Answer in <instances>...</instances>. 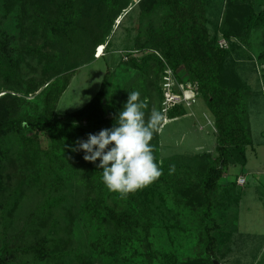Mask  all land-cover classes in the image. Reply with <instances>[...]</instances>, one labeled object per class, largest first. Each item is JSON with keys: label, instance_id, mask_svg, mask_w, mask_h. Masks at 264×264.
<instances>
[{"label": "trees", "instance_id": "16d2710c", "mask_svg": "<svg viewBox=\"0 0 264 264\" xmlns=\"http://www.w3.org/2000/svg\"><path fill=\"white\" fill-rule=\"evenodd\" d=\"M217 2L0 0L6 15L15 8L23 13L29 11L36 22H41L45 43L53 47L48 55L33 47L16 46L13 37L0 25V196L6 190L5 171L13 162L11 137L24 145L28 133L34 136L43 133L51 143L49 151H44L42 156L49 162V176H53L49 179L56 182L60 177H74L82 187L83 199L77 219L87 237L86 252L92 264L178 263L173 252L155 248L152 240L156 224L163 222V217H154L142 199V192L122 195L110 191L102 179L103 169L98 167L100 160L86 161L83 150H72L75 142L86 141L88 134L118 126L116 120L121 110L113 107L107 115L103 108L108 73L99 91L85 106L60 117L55 114L57 103L76 70L101 57L113 33L136 9L138 28L134 49L137 53L160 52L180 82L197 87L199 97L213 117L216 158L207 164L197 185L204 237L201 254L203 261L209 264L228 257L230 242L237 232L241 194L236 178L224 185L221 180L229 166L242 168L247 164L246 150L252 144L247 107L251 92L243 83L227 82L225 65L229 54L216 48L215 36L209 37L206 13L218 8ZM225 4L244 10L240 29L222 31L226 38L240 32L245 36L252 29L264 27V9L256 11L253 0H225ZM29 56L36 58L42 67L39 82L25 79L22 72V67H26L25 57ZM146 61L157 63L160 80L163 68L154 57H144L140 62L130 59L128 64L136 66ZM180 72L187 78L179 77ZM179 110L180 107H176L170 112L172 119L181 114ZM234 190L236 194L233 195ZM232 203L234 212L229 209L228 213H223L221 204L229 207ZM47 244V239H41L28 247V251L33 250L37 262L47 257L52 259ZM15 258L1 251L0 264L12 263Z\"/></svg>", "mask_w": 264, "mask_h": 264}, {"label": "rangeland", "instance_id": "374dc122", "mask_svg": "<svg viewBox=\"0 0 264 264\" xmlns=\"http://www.w3.org/2000/svg\"><path fill=\"white\" fill-rule=\"evenodd\" d=\"M253 1L256 11L264 9V0ZM216 2L219 7L206 13L209 37L215 36L216 48L229 54L225 65L227 82L243 83L251 92L247 107L252 144L246 150L247 164L242 168L229 166L221 183L224 185L238 176L247 175L246 185L237 186L243 199L237 209V213H241L240 225L244 230L254 223L264 232L261 214L264 212V27L252 29L245 36L240 32L226 38L222 31L240 29L244 10L242 7H228L225 0ZM16 9L6 15L0 3V25L13 37L15 45L51 54L53 47L43 39L41 22H36L29 11L23 13ZM137 28L138 10L134 9L113 33L103 55L77 69L71 77L56 106L58 117L85 106L99 91L106 73L103 108L107 115L113 107L123 111L129 93L133 91H138L140 99L147 105L146 122L153 109L160 110V69L157 63L146 61L133 66L128 62L130 59L140 62L144 57H154L161 63V69L169 65L156 50L137 53L134 49ZM220 41L227 43L226 49L219 48ZM25 63L26 67H22L25 79L41 81L39 61L29 56L25 57ZM178 75L187 78L182 72ZM179 111L181 114L161 131L155 132L150 141L154 162L160 170L163 168L162 174L135 193L142 192V199L154 217H163V222L156 224L152 240L156 249L176 254L177 264H209L203 261L201 254L204 237L197 185L207 164L216 158L214 120L202 97H198L190 107L181 106ZM171 116L169 114L168 118L172 119ZM26 137L24 145L11 137L13 162L5 171L6 190L0 196V253L7 251L16 257L9 264H92L86 252L87 237L77 219L83 199L82 187L74 177H60L56 182L49 179L53 177L49 176V162L42 156L44 151H49L50 140L43 133L36 136L28 133ZM232 193L236 194L235 190ZM223 207L221 204L223 213L235 208L233 203ZM250 212L258 213L254 216L255 221H252L254 214ZM238 218L239 215L236 227ZM41 239L48 240V253L50 247L52 259L47 257L45 261L37 262L33 250L28 251V247ZM262 243L260 239L235 237L229 245V256L212 264H264Z\"/></svg>", "mask_w": 264, "mask_h": 264}, {"label": "clouds", "instance_id": "9594fccd", "mask_svg": "<svg viewBox=\"0 0 264 264\" xmlns=\"http://www.w3.org/2000/svg\"><path fill=\"white\" fill-rule=\"evenodd\" d=\"M146 108L140 93L133 91L119 113L118 126L75 142L72 150H83L86 161L100 160L98 167L103 169L102 179L110 191L126 195L151 184L162 174L154 162L150 141L155 132L162 130L166 117L153 109L146 122Z\"/></svg>", "mask_w": 264, "mask_h": 264}, {"label": "built area", "instance_id": "2783aa9c", "mask_svg": "<svg viewBox=\"0 0 264 264\" xmlns=\"http://www.w3.org/2000/svg\"><path fill=\"white\" fill-rule=\"evenodd\" d=\"M218 45L220 49L227 48V43L225 41H220ZM95 57H97V54ZM160 92L161 100L159 111L166 117L162 129L165 125L170 123L171 120H175V118H168V115L174 108L181 106L190 107L199 97L197 87L191 83L180 82L174 71L167 65H164L162 69ZM246 182L247 180L243 176L236 178V185L238 187H243L246 185Z\"/></svg>", "mask_w": 264, "mask_h": 264}, {"label": "crops", "instance_id": "0c3cea01", "mask_svg": "<svg viewBox=\"0 0 264 264\" xmlns=\"http://www.w3.org/2000/svg\"><path fill=\"white\" fill-rule=\"evenodd\" d=\"M241 176L245 177L246 180L248 179L247 175H241ZM242 201H243V199H240L239 205L242 203ZM250 214H254L252 221H255V217L254 216L257 215L258 213H256V212H254V213L250 212ZM261 214L263 215L262 219L264 220V212H262ZM238 215H239V218H238L239 221H238V224H237V232L233 235L232 239L233 238L235 239V237H237V238L243 237L246 240H250V239L258 240V239H260V240H263V243L262 244L264 245V232H262L260 230V228L257 227L254 223L252 225L253 227L252 226H250L248 228L244 227L245 229L243 230V228H241V225H240V218H241L240 216H241V213L239 212ZM251 219L252 218H250V222H251Z\"/></svg>", "mask_w": 264, "mask_h": 264}, {"label": "bare ground", "instance_id": "6f19581e", "mask_svg": "<svg viewBox=\"0 0 264 264\" xmlns=\"http://www.w3.org/2000/svg\"><path fill=\"white\" fill-rule=\"evenodd\" d=\"M103 54H101V56H102Z\"/></svg>", "mask_w": 264, "mask_h": 264}]
</instances>
